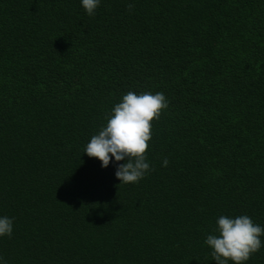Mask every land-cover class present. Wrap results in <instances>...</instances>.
I'll return each mask as SVG.
<instances>
[{
    "label": "trees",
    "instance_id": "obj_1",
    "mask_svg": "<svg viewBox=\"0 0 264 264\" xmlns=\"http://www.w3.org/2000/svg\"><path fill=\"white\" fill-rule=\"evenodd\" d=\"M129 91L169 106L120 184L84 149ZM221 215L264 227V0H0L7 264H215Z\"/></svg>",
    "mask_w": 264,
    "mask_h": 264
},
{
    "label": "clouds",
    "instance_id": "obj_2",
    "mask_svg": "<svg viewBox=\"0 0 264 264\" xmlns=\"http://www.w3.org/2000/svg\"><path fill=\"white\" fill-rule=\"evenodd\" d=\"M99 3L100 0H81V6L89 16L94 15ZM127 8L131 11L134 4L129 3ZM168 106L169 102L162 92H127L105 117L106 125L92 135L84 154L97 159L102 168H107L114 160L118 164L115 178L120 184L138 183L153 170L147 161L152 123L159 120ZM168 163L165 157L162 166L166 167ZM13 220L0 217V237H11ZM262 236L264 227L248 215L234 218L221 215L216 220L214 234H209L204 243L210 248L215 264H246L253 254L264 247ZM0 264H7L3 257H0Z\"/></svg>",
    "mask_w": 264,
    "mask_h": 264
}]
</instances>
